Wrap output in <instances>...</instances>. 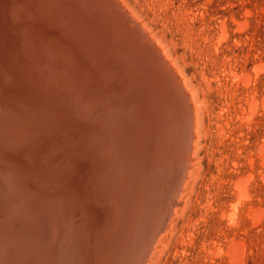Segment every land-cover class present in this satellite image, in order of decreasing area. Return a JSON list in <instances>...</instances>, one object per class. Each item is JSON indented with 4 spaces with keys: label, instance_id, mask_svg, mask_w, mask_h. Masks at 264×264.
<instances>
[{
    "label": "bare ground",
    "instance_id": "obj_1",
    "mask_svg": "<svg viewBox=\"0 0 264 264\" xmlns=\"http://www.w3.org/2000/svg\"><path fill=\"white\" fill-rule=\"evenodd\" d=\"M130 5L0 0V264H152L173 230L202 102Z\"/></svg>",
    "mask_w": 264,
    "mask_h": 264
},
{
    "label": "rangeland",
    "instance_id": "obj_2",
    "mask_svg": "<svg viewBox=\"0 0 264 264\" xmlns=\"http://www.w3.org/2000/svg\"><path fill=\"white\" fill-rule=\"evenodd\" d=\"M126 1L202 102L199 168L152 264H264V0ZM239 181L248 198L238 196ZM232 243L242 247L238 263Z\"/></svg>",
    "mask_w": 264,
    "mask_h": 264
},
{
    "label": "water",
    "instance_id": "obj_3",
    "mask_svg": "<svg viewBox=\"0 0 264 264\" xmlns=\"http://www.w3.org/2000/svg\"><path fill=\"white\" fill-rule=\"evenodd\" d=\"M108 1V0H107ZM109 1H112V0H109ZM113 13H117V14H120L123 18H127L124 13L116 6V4L112 3L111 5V8Z\"/></svg>",
    "mask_w": 264,
    "mask_h": 264
}]
</instances>
